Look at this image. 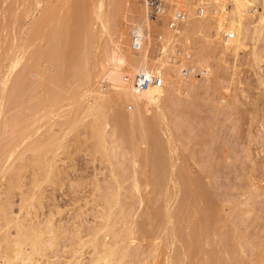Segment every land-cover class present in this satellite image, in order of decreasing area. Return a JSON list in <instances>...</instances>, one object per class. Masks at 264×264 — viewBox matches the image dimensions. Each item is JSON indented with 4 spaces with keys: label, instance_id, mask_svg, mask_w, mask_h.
Instances as JSON below:
<instances>
[{
    "label": "rangeland",
    "instance_id": "rangeland-1",
    "mask_svg": "<svg viewBox=\"0 0 264 264\" xmlns=\"http://www.w3.org/2000/svg\"><path fill=\"white\" fill-rule=\"evenodd\" d=\"M19 1L22 3L19 4L18 3ZM23 1L24 0H0V44H1L0 45V49H1L0 51L2 53V56L6 54L5 51L8 49L7 50L8 57H6V56H5L6 58L2 57L5 59L3 61L4 67H2L3 65H0V68L1 67L3 68V69L2 68L0 69L2 72V73L0 72L1 73L0 74V81L2 80L0 82V106L2 105L1 103L3 101H4L3 104L6 102V99H7V101L11 99L10 101L7 102V104H4V105H6V107L4 105H3L4 107L2 106V109L3 108L5 109V110L3 109L4 112L3 111L1 112V107H0V137H1L0 140L2 139L0 141V153L2 154L1 155V159H2L1 161H2V165H3V166H0V206H3L5 208L11 210L15 214H19L20 213L19 208H20V205L22 204L21 200L23 199L22 196L23 195L25 196L27 193L30 195L34 192L30 196H32V197L33 196L35 197V195L37 196V198L35 197L36 199H34V197H33V199L35 201L31 197V202L33 201L32 206L34 207L32 211L35 210L34 211L35 213L37 211L36 216H37V218L39 217L37 219V221H41V222L44 221L45 222L47 216L49 217L50 216L49 213H51L52 218L49 217V218H47V220L52 219L53 224L54 225L56 224L55 226L60 225L62 231L60 233L61 236L59 237V239L57 241L58 245L56 244L57 247L55 246L56 248H53L50 250H48L49 248H47L48 251H46V250L45 251L47 252L48 255L46 253H44L45 256H42V255L37 256L39 264H44L48 261H53V259H54L53 262H55L56 264L57 263L58 264H62V263L63 264H68V263L69 264H76L75 263L76 261L74 259L73 254H74L75 250H78L80 248L81 245H79V244H81V242H83V240L88 241V239L91 238L89 236V234L91 233L90 235H93L92 233H94V234L97 233L98 230H101V227H102V229L104 228L103 232L99 231L98 232L99 234H97L95 236V238L99 237L103 241H104V239H107V241L106 240L105 241L107 243L112 242V245L116 244V242L118 241L117 243H120V245L117 244V246L122 247L123 243H125V240H127L129 237V240H128L129 244L128 245H127V241H126V245H127V250H126V257L127 258L125 260L126 262L125 263L123 262L122 264H136V263L139 264L138 262H140V264H178V263L179 264H181V263L182 264H264V38H262L264 36L263 35L264 32L260 34V28L256 29V26L258 25L257 16H259L261 13H263L262 6L261 5L258 6L257 14L253 18L254 21L257 20L256 23H253L250 26L248 25L247 40H245V41L243 40L244 42H241L240 43L241 45L232 44L231 48H230L231 51L226 52L225 55L220 54V51H221L220 48H218V49H220V51L217 49L211 51L212 57H213V62H217V63L222 62L221 63L222 67H223V64L225 65L222 68V70H220L222 73L220 72V77L217 79V81L214 80L215 83L213 82V84L211 82L210 83L211 86L210 85H203L201 88L196 89L195 91L193 90L194 93L193 92L188 93V90L186 92L184 91V93L179 92L180 94L174 93V96H175V98L173 96L174 102L173 103L169 102V104L167 102V104H168L167 106H169V108L168 109L166 108V109L168 111L165 110L163 113L162 108H161L162 111L159 110L160 114L158 113L159 114L158 116L161 115L160 117H162V114H166L163 116L168 115L169 117L167 116L168 117L167 120L163 119L164 117L162 118L164 121L163 125L165 126L166 134L164 135L165 129L164 130L162 129V128H164V126H162V124H160L162 127L160 126L161 128L158 127V129L160 128V131H163V133L160 134V132L157 131V132H159L158 134L156 133L157 137L159 134L161 136L163 134L164 135V137L162 136L163 139L160 138V135H159L158 139H161L163 141L168 140L167 142H165V144H167V145H168V142L170 141V143H172L173 145L172 144L170 145V143H169L168 146L167 145H165V146H167V148L169 146H173L174 149L171 150L172 147L169 148L170 154H168L169 153L168 151H165L168 153L163 152L164 147L158 146L157 147L158 152L161 151L160 149L162 148L163 151H161V152L164 153L165 156L164 155L163 156L165 158H168L166 156L167 154L170 155V157H171V152H173V151L174 152L172 153V159L169 157V159H167V160L165 158H162L163 156L161 155L162 154L161 152H160L161 154H159V153L158 154H159V156L161 155L162 160L165 159V162L169 163V165H171V163H174V164H172L171 166H168V164L166 163L167 164V166H166V164L163 163L162 169H163L164 165H165L164 170H165V168H167L165 170V172H164V170H162L161 168L158 167V169H157L158 172L160 170H162L164 172L163 173L161 171L163 174L159 172L161 175H163L162 179L164 178V180H163V182L161 180V183L158 184V180L161 177L156 178V176L158 174L156 175V173H155L156 176H155V178H153L152 175H150L148 173V172H150L148 170H147L148 172L142 173L141 168L143 166L138 164L140 162L138 159H136V160L133 159V156H135L134 154L132 156V154L127 153V154H125V155H127L126 157H122V155H121L122 151L120 152L119 151L120 149L117 148L118 149L117 150L115 148V146L119 145L120 143L115 142V144H114L112 142L111 147H110V144H108L109 143L108 142L107 146H109L111 149L114 147L112 150L108 149L106 147V149H108L110 151H113L115 149L114 152H117V151L119 152L118 155L116 154L117 158L114 157L115 158L114 159L112 157V161L114 163L116 162L115 164L110 161L111 159H110V156H108V151L106 150L107 152L105 153L103 148L98 147L99 145L101 146V142L98 140L99 138L97 136H95L93 132H91L92 131L91 129L87 128V130H89V131H85L86 129L84 130V128H86L84 126L87 125V127L88 126L91 127V123L93 124V122L96 121V119H98L99 114H97L95 112V110L93 111V109H92L91 112H93V113L95 112L96 114L95 113L94 114L89 113V112L87 113L88 115H93L92 117L88 116V115H87L88 117H86V118L84 117L86 122L84 121V123H82V124H86V125H81V124L76 125L75 127H73V129H71L72 126H74V125H72L74 123V122H72L73 119L77 123L80 120L79 117H81L83 115V113H80L79 109H81L82 107L84 108V106L86 105L85 102L87 103V106L89 107L88 102L93 101L85 93H84V95L86 98L83 101V98L81 100H79V98H81V97H78V92L76 93L77 94L76 96H75L74 92H72V94L75 97H77V98L74 97V99H77L78 101H83L82 103L85 104V105L83 104L84 106L81 105L82 106L81 108L77 107V109H76L77 112H75V113L73 112L76 115L79 112L78 116L75 115V118H79V119H76L78 121L75 120L73 113L71 114L73 117V119H71V121H68V119L66 120L65 116H63V114L65 113V115H66V112H67L69 115V119H70L69 113H71V112H68V111L70 109H72L71 111L74 110L72 107H73V105H75V103L77 101H75V100L73 101L71 99V97H68L69 99L66 100V96H68L66 94L70 93L69 91H66L68 93L65 92V94L63 92V95H66V96L63 99L64 96L61 94L63 96V97H61L63 100L61 98H60L61 99L60 100L59 99V97H60L59 93H61L63 90L64 91L69 90V89L73 88V86L77 87V86H75L77 84V79L74 77V79H76L75 80L76 84H75V83H73L74 82L73 80H69L70 77L66 78L67 77L66 75L71 71L69 68H72V67H68L69 62H67L68 65L62 63V62L66 63V61L68 60L67 58H66L67 60L64 59L65 61L60 62L62 60L61 57H63L62 56V50H63V54H66V55H67V53H70L72 51V49L69 50V48H73V50H76L78 47L75 49L74 45L75 44L78 45L77 44L78 41L76 42V40H74V39L76 38L75 37L76 34L77 35L79 34V36H78L79 37V42H78L79 48L78 49L80 51L77 49V51H72V52H74V54L76 52L78 54H79V52L80 53H84V52L87 53V51L82 52V50H81L82 49L81 48L82 42H84L82 38H85L83 36V34H84L83 32H85V31L82 32L83 28H80V27L83 24V22L85 24V21H82V20L89 18V16L87 18H84V19L82 18V20L79 19V20H81L80 22H82V24L79 22L80 23V26H79L78 19L75 18L76 16L72 17V15H73L72 12L74 14L78 15V13L77 12L75 13V11L79 10V4L81 5V3L83 1V3L87 5V8L86 7L85 8L90 9V12L89 11L88 12L86 11V12L88 14H90V17L92 18L90 20L88 19L89 20V26L88 27H92L90 29H96V32L98 29L97 27H99L100 29H98V31H100L101 27L94 23L95 18H94V15L92 13L93 9L90 7L91 4L93 5V3H92L93 1L95 3V1H98V0H90L92 2H90L89 0H40V1L39 0H26L24 2ZM27 1H29V2H27ZM118 1H120V2L122 1V3H123V2H126L127 0H118ZM23 3H27L28 6H26L25 4L22 5ZM83 3H82V5H83ZM68 4H69V6H68ZM82 5L80 7H82ZM16 6L22 14L26 13L28 11L25 14L26 16L24 14L18 15V16H23L22 20L24 19L25 21L23 20V22H22L20 20L19 23L16 22L18 20L17 19L18 16L16 15V13L18 14V12L17 11L15 12V10L17 9ZM24 6H25V8L23 10ZM35 6H36V8H35ZM38 7L41 8V9L39 8L40 9L39 11H41L42 9L45 10V7H46V10L47 9L51 10V12L48 10L47 11L42 10L41 15L43 16V18H47V16L49 14L51 16H53L51 18L49 16V18H47V20H45V22L48 24H45L44 20L41 23H38L39 24L38 27H40L42 25V23H43V25H46V27H44V28L47 30H45V29L43 30V27H40L41 32L38 31L37 35H40V33H41V35L43 36V33H42V30H43V32H45L44 33V37H45V34L48 31L46 34L47 38L49 37L48 35L50 34V37H49L50 39H49V42L47 43L48 45H46L47 41H45V40L42 41V43L44 42L43 44L39 43L41 41L42 37L40 39H37L36 38L37 36L36 37L34 36L35 38L31 37V36L28 37V33L26 32L27 29L29 28V26L31 27V25L33 24L32 22L34 20L33 21L31 20L33 17L32 15H33L34 11H36V12H34V14L38 12ZM106 7H105V9H107V10H105V9L104 10L106 11V13H108V15H109V13L113 12V11L112 12L110 11V10H112L111 7H109V6H108V8H106ZM19 8H22L23 12ZM82 8L84 9V7H82ZM25 9L26 10L28 9V10L26 11ZM10 10H13V11H10ZM29 10L31 11L30 15H29V13H30ZM24 11H26V12H24ZM11 12L12 13L15 12V13H13V14H15L13 17L16 20L15 21L16 23L12 22V21H14V19L13 20L11 19V18H13L11 16V14H12ZM45 12H50V13L46 16L45 14H47V13H45ZM83 12L85 15H87L85 11H83ZM115 12H117V11H115ZM115 12L113 13V15L117 14V13L115 14ZM41 15L40 14L35 15L34 18L37 17L38 18L37 20L39 21L42 18V17H40ZM128 15H126V17H128ZM28 17H30V18H28ZM20 18L21 17H19V19ZM77 18H80V17H77ZM91 20H92V22H91ZM127 21H129V17H128ZM20 22H22V23H20ZM29 22L31 23V25ZM251 22H253V21L249 20L250 24H251ZM11 23H13L14 25L15 24L20 25L21 28L19 26H18V29L14 28L15 26L11 27ZM23 24H25V26ZM66 24H67V27H66ZM76 25H77V27H75ZM87 25L88 24L86 23V25H83V26L86 27ZM78 26H79V28H78ZM258 27H260V25H258ZM11 28H14V29H11ZM19 28L20 29L25 28L23 31L26 32L27 35L25 33H22L23 31H21ZM78 30H79V32H78ZM12 31L13 32L18 31L19 34H17L18 32L13 33ZM129 31H130V29L127 27L126 28V36L129 33ZM76 32H78V33H76ZM20 33H22L21 34L22 36H25V35L26 36L22 37L20 35ZM99 33H101V31ZM211 33L214 35L215 31L211 30ZM86 34H84V35H86ZM103 34L104 35L102 36V33H101L100 36L102 38H104L103 41L107 39L106 40V42H107L108 39H110V37H108L109 35H107L106 32ZM212 34H211V36H212ZM19 35L21 36V38L19 37L20 42H18L17 39H15L17 41L13 40L14 37H18ZM105 35H106V37H104ZM206 36L207 35L204 34V36L198 37L199 42H201L198 44L201 47H203L204 49H206L205 47L207 45V44H205V43H207L205 41L209 40V37L208 36L206 37ZM26 37H28V40ZM243 37H244V35H243ZM23 38H25V39H23ZM30 38H31V40H30ZM38 38H39V36H38ZM47 38H46V40H48ZM65 38H66V40H65ZM88 38L89 37H86V39H88ZM207 38H208V40H207ZM32 39L39 40L37 42L38 46H36L34 44L36 40L35 41L33 40L34 42L31 43ZM21 40L23 41V43H25V40H26V42L29 41V44L28 43H25V44L32 46L31 48H28L30 51L26 48V46H23V48H21L22 50L20 49L21 52L22 51L24 52L25 48L30 53L32 50L33 51L35 50L36 52L38 51L37 53L34 51V53H32L31 55L27 54V56H25L28 58L27 60H29V58H32V57H37V54H39V56L41 54L40 57L46 58L48 55L50 56L49 53H51L52 55H57L59 52L61 53V57H60L61 60H59V58H58L60 55L59 56L57 55L55 57H51L52 55L50 56L51 60H53V61L50 60V62H52V64L50 62L47 63L48 61L45 62L47 58L45 60L43 58H38V59L32 58V60L30 59L31 60L30 64L34 63V62H32L33 60H35L36 62H38V61L41 62L40 63L41 69L38 68L40 71L42 70L43 66H44V69H46L48 67L52 68V66H54L53 64L54 63L56 64V62L62 63V65L63 64L66 65V67L65 66H64V68L62 67L64 70H65V68L68 67L67 69L69 70V72L67 73V71L63 70L64 72H66L65 77H64V74L62 75L63 77L61 76V78L66 79L67 82H66V80H64L66 83L63 82L64 86L61 85V87L63 89L61 92L59 91V89H57L59 91L57 97L58 96L59 97H58V99L53 97V99H57L55 102L51 98V96L54 95V94L52 95L53 91L51 92V90H54L55 88L51 89L50 86H52V84H55L54 81L56 79L58 81L59 78H55V80L51 81L52 84L49 86L50 92H48L49 90L43 89L38 85L40 81H42V82L44 81L42 77L45 76V78H46L50 75V74H48V76L43 75L41 77L40 76L36 77L38 72H36L35 69H36V67L39 66V63H38V66H36V67H35V65H37V63L36 64L34 63L35 65H33V66L35 67V69L34 68L33 69L35 71H33L32 68L29 69V70H31L30 72L28 71L29 76H27L28 73L27 74L25 73V72H27V70L25 71V69L27 67L25 64H27V63L24 64L26 58H24L25 60L23 58H21V61L24 60V62L23 63L21 62V64H20V62H18L19 64L17 63V67L15 66V69L18 67L21 68V66L24 64V66H22V68L24 69V73L21 71L22 68L21 69L19 68L20 70L18 69L17 71H15V69H13L14 64H16L17 61H20V60H18L19 59L18 56L20 55V53L18 52V49L21 46L20 44H22ZM85 41L87 42V40H85ZM14 42H15V44H14ZM16 42H17V44H16ZM86 42H84V43H86ZM89 42L90 41H88V43ZM106 42H104V43L102 42L103 46H102V48H99L100 53H102L101 49L107 50L106 47L103 48L104 46H106V44H105ZM7 44L9 46H6ZM3 45H5L6 47ZM34 45H35V47H34ZM40 45L41 46L46 45V46L41 47ZM11 46L12 47L16 46V47L11 48ZM47 46H48V48H47ZM58 46H62V47L60 48ZM84 46H86V44ZM84 46H83V48H84ZM88 47H89V44L85 48H88ZM41 48L44 50L43 52H42ZM57 48H60V50L62 48H64V49L67 48L69 52L64 51V49L59 51V49L57 50ZM85 48H84V50H85ZM26 49H25V51H26ZM47 49L51 50V52ZM207 49L211 50L210 48H207ZM45 50H47V52L49 51L48 54H47V52H45ZM56 50L59 52H57ZM105 50L103 52H105ZM28 51H26V52H28ZM16 54H17L18 59H17V61H14L16 58ZM42 54H45L46 56L42 55ZM74 54L71 55L72 59L74 58V56H73ZM258 54H261L260 56L263 55L262 56L263 57L262 62L258 61V59H257ZM23 55L21 57H23ZM32 55H34V56H32ZM216 55H218V57ZM13 56L15 58H13V60H12L13 62H12L10 59H12ZM81 56H82V58H81L82 60L80 59ZM219 56L222 58H220ZM64 57H65V55H64ZM83 57H86V59L84 58L85 61L83 60ZM2 58L0 55V59H2ZM52 58H54L55 60H57V59L58 60L55 61ZM76 58L78 60L80 59L79 65H77V66H79V73L81 75L82 71L80 72V69L82 68L81 66H83L82 61H84V64H85V62L88 59V53L87 54L84 53L83 55L80 54L79 58L75 56V61L77 60ZM216 58H218V60ZM7 59H9L11 62H9V60H7ZM40 59L43 61H41ZM72 59L70 60V58H69V61H72ZM75 61L71 62L72 63L71 66H74L73 67L74 70L72 68L73 71H71V72L75 73L74 71H76L77 73L75 75H78V69L75 68V65L78 62L75 65H73L74 64L73 62H75ZM0 62H2V61L0 60ZM26 62H28V61H26ZM59 63L55 65V67H57L58 69L53 67L55 70H51L49 68L50 71L52 72L51 73L52 76L57 77L58 72H59L58 71L59 66H60ZM9 64H11V65L13 64V67ZM48 64L49 65L51 64L52 66L51 65L49 66ZM18 65H21V66H18ZM27 65H29V64H27ZM31 65H30V67H32ZM9 67L10 68L12 67V68L10 69ZM30 67H28V68H30ZM8 68L10 70H8ZM38 69H37V71H38ZM49 69H47L46 71H49ZM61 69H60V74L58 77H60V75H61ZM7 70L8 71L12 70V71H14L15 74L8 72ZM56 70L58 72H56ZM5 71H7L8 74L10 73L13 77L15 75L16 78L14 77L13 80L16 79V83L18 85L20 83L19 79L22 80V78H23L22 76H24V74H26L25 76L27 78L30 77L29 80L32 82H34L35 79H37L38 77H40L42 79L38 78L39 82H36V84H35V82L32 83L29 80L27 81V78L26 79L23 78V80L21 81L23 84L24 83H25V85L27 84L26 85L27 87H28V83H30L31 87H32V84H35L34 85L35 88L37 85L38 88H36V89L33 86L34 90H36V91H34V93H33V90H32V92H31V90H29L31 87H28L27 88L28 91H27L26 88L24 89V88L20 87L21 84L19 86L16 84L17 85L16 88L17 87H19V88H17V90H15L13 88L15 86L12 85L13 83H8L11 81V78H7L8 80H10L8 82H7V79L5 78L6 82H3L4 81L3 75H5V77L8 75L7 73H5ZM19 71H21L20 72L21 74L19 73ZM42 72H43V70H42ZM42 72H40L39 74H41ZM30 73H32V75L33 74L34 75L32 76ZM35 73H37V74H35ZM55 73H56V75H55ZM203 73H205V72H203ZM17 74L19 75V79H18ZM45 74H47V72ZM11 75H8L7 77H10ZM71 75H72V73H71ZM1 76L3 77V79L1 78ZM52 78L53 77H51V79ZM33 79H34V81H33ZM51 79L49 78L47 81L49 82V80H51ZM63 79H62V81H63ZM68 80H69V82H68ZM62 81H60V79H59V82L61 84H62ZM70 81H73L72 82L73 84H71ZM48 82H46L47 88H48ZM59 82H56V83H59ZM218 82H219V84H218ZM2 83H4L3 87L4 86L6 87V85L8 84L7 90L4 89L3 87H1ZM5 83H7V84H5ZM67 83L72 85V87L67 86ZM49 84H50V82H49ZM55 86H52V87H55ZM58 86L60 87V84H57L56 88H58ZM103 86H104V82H100L99 83V89H100V87H103ZM208 86H210V87H208ZM39 87L41 89H43L42 90L43 93L41 90H40V92H38L40 89ZM64 87H65V89H64ZM68 87H70V88L68 89ZM78 87H79V84H78ZM81 88L83 89V87H81ZM81 88L80 89L75 88L76 90H72V91L76 92L78 90L79 95H81L84 92L83 91L84 89L80 92ZM12 89L16 93H14V91ZM2 90H3V92L4 91L6 92L5 95L7 93L9 95H11V91H12V93H13L12 95H14V96L11 95L10 99L8 98L9 96L3 97L4 93H2ZM45 90H46V92L50 93L51 95H49V96H47L48 94L45 95V93H46V92H44ZM58 91L54 90L55 95H56V92H58ZM241 93H243V94H241ZM32 95H33V97H32ZM42 95H43V97L45 96L44 97L45 99H46V97H48V98L50 97L51 99L50 98L46 99L47 100L46 101L43 98V100H41ZM16 96H18V97L16 98ZM81 96H83V94ZM38 97H41V98H39V102L41 100V103H42V101H44L47 104L48 107H46L45 104H43L44 107H46V110L44 109L43 105L40 106L41 103L37 102L38 99H36V98H38ZM2 98H5V100H3ZM86 99H87V101H86ZM50 100H52V101H50ZM68 100L71 102V104ZM48 101H49V103H48ZM57 101H59L58 104L53 105V109H52V107L49 104H51V102H53V104H55ZM12 102L16 105H13ZM36 102L39 103L38 105L40 107L36 106L37 105ZM61 102H63V103L61 104ZM73 102H75V103H73ZM22 104H24V105H22ZM77 104H80V103L77 102ZM92 104H93V102H92ZM20 105L23 107H21ZM34 105L36 107H38L39 112H40L39 108H41V107H42L41 108L42 110L44 109L43 111L47 112L46 113L47 115L44 114L45 119H43V116L41 118V115H43V111H41L42 114H40L41 112L40 113L38 112L39 115H36L37 109H35V112L33 111L34 115H32L33 113L31 112L32 110H30V108L32 109V106H33V108H36V107H34ZM90 105H91V102H90ZM119 105H121V104L118 103V105L116 106L115 112L112 111L111 119L113 117L112 116L113 113L116 114V112L118 111L117 108H119ZM19 106L21 108H23L22 111H20V112H24V110L27 109L32 113V114L29 113L32 116L27 115L23 118H19L16 121V125L14 126L15 128L11 127V129H9L10 128L9 127L7 129L6 127H8V126L6 123L10 122L9 124H11V121L15 117L18 116V115L16 116L18 111L16 112L15 108L18 109ZM49 106L51 108H49ZM58 107L59 108L61 107L62 109L60 108L61 109L60 110ZM121 107L123 108V110H126V112H127L126 115H131L134 110H135V112H134L135 114L138 113L136 107H134V109L132 108L133 105H127V106L121 105L120 108ZM47 108H48V110H47ZM74 108H75V106H74ZM83 108H82L81 112L83 110L85 111V109H83ZM120 108H119V111H120ZM48 111L50 113L52 112L53 114L48 113ZM141 111H142L143 115L145 113L144 117H147L148 119H150V117H152V118L156 117L155 119L158 118L157 116L154 115L155 111H150V112H147V111L145 112L143 110H141ZM106 112H107V110H106ZM173 112H174V114H173ZM55 113H56L57 117L55 116ZM118 114H120V113H117V115ZM181 114H182V116H181ZM35 115H36V117H34ZM94 115H96V116H94ZM62 116L64 117V119L66 121H68V123L72 122L71 128H70L71 130L68 128L67 132H63L64 130L65 131L67 130L66 128L63 129V131H62L64 133L63 136L61 135L62 134L61 129H60L61 127H57L60 125L59 122L63 121ZM118 116H117V118H118ZM153 116H155V117H153ZM39 117H40V119H39ZM60 117L62 119H61V121H58V120H60ZM114 117H116V115H114ZM114 117H113V119H114ZM4 118L6 121L4 120ZM66 118H68V117H66ZM36 119H39V121ZM162 119L160 118L159 121H162ZM35 120H36V122H35ZM153 120H150V121L153 122ZM47 121H48V123H47ZM53 121L54 122L56 121L54 126L52 125ZM57 121H58V123H57ZM66 121H65V123L63 122L64 126L62 125V123H61V126L65 127L68 124V123L66 124ZM91 121H93V122H91ZM155 121H156V125L159 126L157 123L158 119L154 120V122ZM34 122H35V124H34ZM43 122H45V123H43ZM81 122H83V121L81 120ZM42 123H43V125L41 126V128H43V129H41L42 134L39 132L41 134V135H39L38 132L35 131V129L37 128V130L39 131V129H40L39 126ZM76 123H74V124H76ZM181 123L183 125H181ZM18 124L19 125L21 124V126H18ZM44 124H46L45 127H44ZM24 125H26V126H24ZM32 125H33V127H32ZM178 125L181 126V129L183 126H185V127H183V129L181 130V129H179L180 126H178ZM69 126H70V124L68 125V127ZM16 127H18V128H16ZM176 127L178 128L179 131L177 130ZM78 128H80V129H78ZM108 129H110V128H107V131H108ZM8 130H10V131L13 130V131L8 133ZM33 131H34V133H32ZM43 131H44V133H43ZM48 131L51 133V135H50L51 138L54 137V139H55L56 136H54V135L58 136V138H57L58 141L52 140L53 138L51 139V141H56V143L59 141H63L62 146H64L65 148L62 147L61 144L58 143V145H60L59 149L62 148L60 150V152H59V150H57L56 147L58 145L55 144V142L54 143L52 142L53 143L52 144L51 141L50 142L48 141L50 137L49 138L47 137L48 142L43 141V138L45 137V135L47 134ZM70 131H71V133H70ZM81 131H82V133H81ZM5 132H6V134L8 133V135H6ZM35 132L37 135H39L38 137L40 139L37 138V141H36V139H34L35 138L34 137L33 138L34 140H32L31 142L29 141V143H27L30 145H27V144L24 145L26 143V142L24 143V140L26 141L27 138L33 137L31 135H28V134H35ZM88 132L90 135L88 134ZM1 133H2V135H1ZM59 136H61L60 138L63 137L62 138L63 140L59 139ZM24 137L25 138L27 137V138L24 139ZM95 137H97V138H95ZM22 138H23V141H19V142H21V143L23 142L22 144L24 145L25 148H23V147L21 148V145L17 141L16 142L18 144L15 142V140H18V139L22 140ZM47 138L45 137V139H47ZM41 139H42V141H38ZM28 140H30V139H27V142H28ZM109 140L110 139H108V141ZM35 141H36V143H34ZM95 141H96V144L98 142L100 144L95 145L94 144ZM163 141L161 143L164 144ZM40 142L41 143L44 142V144H43L44 147H42V148L40 147L43 150H41V151H40V149H39V151L37 150L38 152H40V154H42L45 151L49 153V151L52 150V149H50L51 148L50 146H53L54 144L55 145L53 147L56 148L55 151L57 150V152L52 150V152L53 151L55 152L54 155L52 152L49 153V154L52 153L51 154L52 156L50 155V158L56 155V158H57V159H55L56 162L53 163L54 162L53 161L52 164H54V165L56 164L54 167L55 170L53 169V173L57 177L52 174L48 179H45L44 181H43V179L45 176H43V174L45 175V173L40 174V171L43 172L45 168L42 166L44 168V169H42V167L38 164L40 162H37L34 160H36V159L40 160L41 159V163H42V161H44L46 159L42 160L43 159L42 157L44 155L41 156L40 154H39L40 158H36L35 156L38 155L37 151L36 150L33 151L35 153V155H33V152L30 151V150L35 148L34 145H37V143L39 144V146L40 145L42 146V144H40ZM45 142H47L48 144L46 143L47 144L46 145ZM8 143H9V145H8ZM31 143H33L34 145L33 144L31 145ZM49 143H51L52 145ZM112 144H113V146H112ZM159 144H160V142H159ZM15 145L17 147H15ZM18 145H20V147H18ZM48 145H49L50 150H47ZM160 145H162V144H160ZM1 146H3V147H1ZM26 146H28V147L30 146L29 148H27L28 150L26 149ZM32 146H33V148H31ZM45 146L47 149H45ZM95 146H97V147H95ZM159 147H161V148L159 149ZM36 148L38 149L39 147H36ZM95 148L96 149L99 148V149L95 150ZM99 150L101 153L99 152ZM9 151H11L13 154L12 153L10 154ZM110 151H109V154L111 153ZM3 152H4V154H3ZM20 153H22L21 156H20ZM122 154H124V153L122 152ZM10 155H12L11 156L12 159L10 158ZM39 155L37 157H39ZM46 155H47V153H46ZM110 155H112V154H110ZM113 156H114V154H113ZM32 157H35L36 159H32ZM104 157H106V158H104ZM17 158H18V160H17ZM20 159H21V161L22 160L23 161L21 162ZM132 160H134V162ZM158 160H159V164L161 167L160 162H164V161H160L161 159H159V158H158ZM7 161H10V162H7ZM47 161H45V162H47ZM36 164H38L40 167H38ZM157 164H158V162H157ZM8 165L9 166L12 165V166H11V168L9 167L8 169H6ZM139 165L141 166V168L138 167ZM113 167L116 169L117 172L115 170H113L114 169ZM39 168H41L42 170H39ZM170 168H171V170H170ZM56 170L58 171V173H56L57 172ZM14 172L16 174L19 172L17 175L14 174V176H17L18 178L17 177L15 178L12 175ZM143 172H144V170H143ZM155 172H157V171H155ZM114 173H117V175L119 173L120 177H116V175ZM11 175L15 178L14 181L10 179V178L13 179V177H10ZM121 176H122V178H121ZM36 177L38 178V183L35 181ZM37 178H36V180H37ZM39 178H40V181L42 178L40 185H39V183H40ZM137 178H139L138 182L140 183V185L138 184V186H140V187H138V189H139L138 191H136L137 189L134 186L135 184H137V182L135 181ZM117 179H118V182H115V181H117ZM155 179H158L157 183H155L156 182ZM32 180H34L36 182V185L38 184L41 188L40 187L36 188V186L34 185L35 183H33ZM120 181H121V183H120ZM110 182L111 183H114V182L117 183L116 185L119 188L118 192H120L118 194H120L119 196L123 200L120 202L121 204L114 206L112 209L109 208L108 210H110V213L113 212L115 214V212L117 213V211L118 212L121 210L127 211V209H128L127 216L132 217V218L126 217L127 219H125L124 221L118 220L119 221V223L117 222L118 225H116V227H113V229L116 228V231H118V229H120L119 231H122V232L120 233L119 237L113 239V241H112V238L115 237V236H113V235H115V233H113V231L115 229L114 230L111 229L113 231L110 234V233H107L109 231L108 228H105L106 225L108 223H110V221L113 220V219L112 220L109 219L111 216L110 213L107 212V213H109L107 216H104V217L102 216L104 219H106V221L103 218H101V215L105 214V210H104L105 209L104 208L105 202L103 201V196L104 197H105V195L108 196L112 191V190L109 191V189H111L110 185H112ZM32 183H33V185H32ZM132 183H135V184H132ZM155 184L156 185L158 184V186H156ZM161 184H162V188L159 186ZM108 186H109V189L107 190ZM18 187H20V188H18ZM133 188H134V190H133ZM158 188H161V189H158ZM130 191H131V193H130ZM134 191L139 192V193H135ZM157 191H158V193H157ZM166 191H168L169 193L172 194L170 196V194L168 193L169 194L168 196H170V197H168V199L173 198L172 201H170V199H169V201H167V197L163 198V196L166 195ZM29 195H28V197H29ZM139 195H141V196H139ZM174 195L176 196V198ZM205 196H207L206 199H205ZM108 197H110V195ZM138 197H139V199H138ZM166 201L169 202L168 207H166V205H167ZM40 203H41V205H40ZM125 204H126V206H125ZM122 206H124V209ZM211 206L214 209L211 208ZM125 207H126V209H125ZM166 208H167V210H166ZM130 209H131L132 213L130 212ZM209 210H213L214 212L212 211L213 212L212 213ZM34 212H32V213H34ZM210 212H211V214H210ZM113 213H112V216L115 217L116 214L113 215ZM0 215H2L1 210H0ZM142 215L143 216L145 215V218L141 217ZM211 215H214V216H211ZM210 216H211V218H210ZM25 217H24V219H25ZM157 217H159V220L162 221L159 223L160 224L162 223L163 226H162V224L160 226H158L159 220H157L158 219ZM160 217H162V220ZM173 217H175V218H173ZM28 219L27 220L29 222L31 219L34 220V215H31V217H28ZM43 219H45V220H43ZM128 219H129V222H127ZM130 219H131V222H130ZM144 219H146V220L143 221ZM209 219H212V222ZM107 221H108V223H107ZM137 221L139 223H137ZM141 223L143 224V227H142V225L136 226V224L139 225ZM209 223H211V224H209ZM99 226H101V227H99ZM124 227H126V228L124 229ZM134 227H138L139 230L136 231L138 228H134ZM164 227H166V228H164ZM78 229L80 232L77 231ZM89 229H91V230L89 231ZM126 229H127V231H129V234H127L128 232L126 231ZM162 229H164V231H162ZM123 230H125L124 235L126 236V239L123 238L124 235L122 236V234L124 233ZM132 231L134 232V235L132 234ZM161 231L165 232V234L162 233ZM191 231H193V233ZM194 232H195V234H194ZM12 233H14V230H12ZM78 233H79V235H78ZM81 233H82V235H81ZM175 233L177 236H175ZM109 234L111 235L112 238L110 237ZM186 234H188L189 236ZM74 236H76V237H74ZM78 236H79V238H77ZM121 237L123 238V240L120 239ZM159 237H161V238H159ZM130 238H132V239L130 240ZM194 238H195V240H193ZM79 239H81V240H79ZM188 239L190 241V245H188L189 244ZM120 240H122L124 242H120ZM108 244H110V243H108ZM160 244L163 246L161 247ZM126 245L124 244L123 247H125ZM180 245H181V247H180ZM189 246L192 248H190ZM88 248H90V249H88ZM100 248L101 247H99V249H98L99 251L101 250ZM54 249H56L57 251H55ZM58 249H59V251H58ZM189 249H190V251H189ZM187 250H188V253H187ZM81 251H83V252L87 251L84 254V256L81 257V259L84 258L82 261V264L90 263L91 259L94 256V255L91 256L94 253L93 248L89 247V246H85L84 248H82ZM52 252H53V254H52ZM54 252H56V253L54 254ZM218 252H220V253H218ZM49 253H50V256H49ZM134 255H136V257ZM46 256H47V258H46ZM175 257H176V259H175ZM51 258H53V259H51ZM89 258H90V261L88 260ZM168 258H170V259L168 260ZM171 260H173V261L171 262ZM206 260H207V262H206ZM216 261H218V262H216Z\"/></svg>",
    "mask_w": 264,
    "mask_h": 264
},
{
    "label": "bare ground",
    "instance_id": "bare-ground-1",
    "mask_svg": "<svg viewBox=\"0 0 264 264\" xmlns=\"http://www.w3.org/2000/svg\"><path fill=\"white\" fill-rule=\"evenodd\" d=\"M24 1H26V0H24ZM23 1V2H24ZM40 1V0H39ZM90 1V0H89ZM88 1V2H89ZM27 2H29V1H27ZM90 2H92V1H90ZM19 4L20 3H22V2H18ZM82 3H83V1H82ZM82 3H81V5H82ZM93 3V5L91 4H89L90 5V7L93 9V15H94V23L95 24H97V25H99L100 27H101V33H102V36L104 35L103 33H107V35H109L108 37H110V39H108V41L106 42V40H104L103 41V39L104 38H102L100 35H101V33H99L100 31H98V29H100L99 27H97L98 29H97V32H96V29H90V28H92V27H88L89 26V20L90 19H92L91 17H90V14H88L87 12L89 11L90 12V9L88 10V9H86L87 8V5L86 4H84L83 3V5H82V7H84V9L82 8V7H80L81 5L79 4V12L78 11H75V13L77 12L78 13V15L77 14H74L73 12H72V17L73 16H76L75 18L76 19H78V24H79V26H80V23L82 24V22H80L81 20H82V18L84 19V18H87L88 16H89V18H87V19H85V20H82V21H85V24H84V22H83V24L81 25V27L80 28H83V30H82V32L83 31H85V32H83L84 34H86V35H84L83 34V36L85 37V38H82L83 39V41L84 42H86L85 40H87V42L86 43H84V42H82V52H84V51H87V53H88V59H87V61L85 62V64H84V61H85V59H86V57H83V60L84 61H82L83 62V66H81L82 68V70L80 69V72L82 71V73H81V75H80V73H79V66H77V65H79V60L82 58V56L80 57V59L78 60L77 58V60L75 61V56L76 57H78L79 58V55L81 54V55H83L84 53L85 54H87L86 52H84V53H80L79 51V34L77 35L76 34V38L74 39V40H76V42H77V44L78 45H74V47H75V49L77 48L79 51V54L77 55L76 53V55L74 54V52H72V51H77V49L76 50H73V48H69V50H71L72 49V51L70 52V53H67V52H69L68 51V49L67 48H62V49H64V51H67L66 53H67V55L66 54H63V50H62V56L64 57V55H65V57L63 58V57H61V53L59 52V51H61L60 50V48L62 47V46H58V47H60V48H57V50L59 49V51H57V52H59L57 55L59 56L58 58H59V60H61V58H62V60L60 61V62H62V61H65V60H67L66 61V63L65 62H62V63H64V64H66V65H68L69 64V66L68 67H74V66H71L72 65V61H75V62H73L74 64L73 65H75L77 62V64L75 65V68H77L78 69V75H75L77 72L76 71H74L75 73H73V72H71V71H73L74 70V68H73V70H72V68H69L71 71V73H72V75H71V73L69 72V70L67 69V68H65V70L63 69L64 68V66L66 67V65H62V63H59V62H56V64H58L59 63V72L56 70V72H58V75H57V77L56 76H52L51 75V71H50V69L51 70H55L54 68H56V69H58L57 67H55V63L53 64L54 66H52L51 64H52V62H50V60H51V57H55V56H57V55H52L51 53H49L50 54V56L48 55L46 58H43V57H40L41 56V54H40V56H39V54H37V57H32L33 59H35V58H43L44 60L46 59V61L45 62H47V63H51L50 65L52 66V68H50V67H48V68H46V69H44V66H43V68H42V70H43V72H42V70L40 71L39 69H41V65H40V63L41 62H39L37 59V61L38 62H36L35 60H33L32 62H34L35 64L37 63V65H35L34 63L31 65L30 64V62H31V60H32V58H29V60H27L28 58L27 57H25V56H27V54H32V53H34V51L32 50L31 51V53L29 52L30 50L28 49V48H31L32 46L31 45H28L29 44V41L28 42H26V40H25V43H28L27 45L25 44V43H23V41L21 40V43L23 44H20L21 46L19 47V49H18V52L20 53V55L18 56L19 57V59L17 58V54H16V58L13 56L12 57V59H10L11 61L13 60V58H15V60L14 61H17V59L18 60H20V61H17L16 62V64H14V68L13 69H15V66L17 67V63L18 62H20V64H21V62L23 63L24 62V58H26V60H25V62H24V64L25 63H27V64H29V65H27V64H25L27 67H26V69H25V71L27 70V72H25L26 74L28 73V75L27 76H29V72L31 71V70H29V69H35V67L36 66H38V63H39V66L38 67H36V72H38V74L37 73H35V74H37L36 75V77L37 76H43V75H47L48 76V74H50L48 77H46L45 78V76L44 77H42L43 78V82L42 81H38V78L39 79H42V78H40V77H38L37 79H35V81H34V79H33V81L35 82V84H36V82H39V86L41 87V88H43V89H47V90H49L48 92H50V88L51 89H54V90H56V91H58L57 89H59V91L61 92L63 89H62V87H61V85L62 86H64V84H63V82L64 83H66L67 82V80L66 79H63V78H61V76L64 74V77H65V73L66 72H64V71H67V73L69 74H67L66 76V78H68V77H70L69 78V80H73V81H70V83L71 84H73V83H75V80L77 79V84L75 85V86H77V87H74L73 86V88H71V89H69L70 87H68V89L69 90H63L61 93H59V91L58 92H56V95H55V92H54V90H51V92L53 91V93H52V95L53 96H51V98L53 99V97L54 98H57L58 99V97H59V99L61 98V97H63V99L65 98V96L66 95H68V96H66V100L67 99H69L68 97H71V99L74 101H77L78 103H80V104H77V102L75 103V102H73V103H75V105H73V109L75 110H73V111H71L72 109H70L68 112H71V113H69L70 114V119H69V115H68V113L66 112V115H65V113L63 114V116H65V119L67 120L68 119V121H71V119H73V117H72V113L74 112H77V107L78 108H81L82 106H84L85 104V106H84V108L83 109H85V111L83 110L82 112H81V110H82V108L81 109H79V111H80V113H83V115L81 116V117H79L80 118V122L78 121V120H76V119H79V118H75V115L76 114H74L73 113V116H74V118H75V120L76 121H78L77 123L74 121V119H73V121L72 122H74V123H76V124H72V122L71 123H68V121H66L65 119H64V117L62 116V118L60 117V120H58V121H61V119L63 120L62 122H59L60 123V125L59 126H57V127H61L60 129H61V132L63 131V129H67L66 131L64 130L63 132H67L68 131V128L70 129L71 128V124L72 125H74V126H72V128L71 129H73V127H75L76 125H86V124H82V123H84V121L86 122V120H85V118L86 117H88V116H93V115H88L87 113L89 112V113H93V112H91V110L93 109V111L95 110V112L97 113V114H99L98 115V119H96V121H91V122H93V124L91 123V127H87V125L86 126H84V127H86V128H84V130L85 131H89V130H87V128L88 129H91L92 131L91 132H93L94 133V135L95 136H97L99 139V141L101 142V146L99 145L98 147H101V148H103V150L105 151V153L108 151V156H110V161L111 162H113L112 161V157L114 158H117V156H116V154L118 155V149H120L119 151L121 152H123L124 154H122V152H121V155H122V157H126L127 155H125V154H127V153H129V154H132V156H133V154L135 155V156H133V159H138L140 162L138 163V164H140L141 166H143L142 168H141V166L139 165L138 167L139 168H141L142 169V173H146V172H148V171H150V172H148L150 175H152V177L153 178H155V176L158 174H160V173H162L163 171L162 170H164V166H163V169H162V164L164 163V164H166L167 162H165V159L167 160V159H169V157H170V155H168V154H170V150H169V148H171L172 147V149L171 150H173L174 148H173V146H169L168 148H167V146L169 145V143H170V141L168 142V145L167 144H165V142H167L168 140H165V141H163V140H161V139H163V137H164V135L166 134V129H165V126L163 125V119H166L167 120V118L169 117L168 115V117L167 116H163V115H166V114H162V117H160V116H158L160 113H159V110H161V108H162V110H163V113H164V111L165 110H167L168 108H169V106H167L168 104H169V102L170 103H173L174 102V98H175V96H174V93H177V94H180V93H184V91L186 92L187 90H188V93L189 92H193V90L195 91L196 89H199V88H201L203 85H210L211 86V82H212V84H213V82L215 83V81L214 80H216L217 81V79L220 77V70H222V68L225 66L224 64H223V67L221 66V63H217V62H213V57H212V53H211V51H213V50H219L220 51V49H221V51H220V54H222V55H225L226 54V52H228V51H231L230 50V48H231V45L232 44H235V45H241L240 43L241 42H244L245 40H247V34H248V25L250 26V25H252L253 23H256V21L258 20V25H260V27H258V25L256 26V29H258V28H260V34L261 33H263L264 32V0H166V9H165V13L160 17V19L158 20H154V19H151L149 16H147L148 15V5L146 4V2H145V0H127L126 2H123L122 3V1L120 2V1H118V0H98V1H95V3H94V1L92 2ZM17 4V3H16ZM15 4V5H16ZM26 5V6H28L27 5V3H23L22 5ZM95 4V5H94ZM86 5V6H85ZM109 6V7H111L112 8V10H110L112 13H109V15H108V13H106V11L105 10H107V9H105V7L106 6ZM259 5H261L262 6V8H263V13H261L259 16H257V20L256 21H254V17H255V15L257 14V9H258V6ZM19 6V5H18ZM68 6H69V4H68ZM108 6L106 7V8H108ZM44 7V6H43ZM65 7V6H64ZM71 7V6H70ZM86 7V8H85ZM16 8H17V6H16ZM24 8H25V6L23 7V10H24ZM28 8V7H27ZM35 8H36V6H35ZM40 7H38V12L37 13H35L34 14V12H36V11H34L33 12V17H32V25H31V23H30V25H31V27L29 26V28L27 29V33H28V37L29 36H31V37H36L37 39H40L41 37V41L39 42V43H42V41L43 40H45V41H47L46 42V45H48L47 43L49 42V37H50V34L48 35L49 37L47 38L46 37V34H47V32H46V34H45V37L48 39V40H46V38L44 37V33L45 32H43V30L45 29L44 27H46V25H43V23H42V25L40 26V27H43V30H42V33H43V36L41 35V31H40V27H38V23H41L43 20H44V22H45V20H47V18H49V16H50V18L51 17H53V16H51L49 13L51 12V10H49V9H47L48 11H50V12H45V13H47V14H45L46 16H47V18H43V16L41 15L42 14V10H44V9H42L41 11H39L40 9H39ZM82 10H81V9ZM19 9H21L22 10V8H19ZM71 9V8H70ZM91 9V10H92ZM105 9V10H104ZM110 9V8H109ZM114 9V10H113ZM23 10H22V12H23ZM26 10V9H25ZM28 10V9H27ZM26 10V11H27ZM45 10H46V7H45ZM44 10V11H45ZM46 10V11H47ZM69 10V9H68ZM81 10V11H80ZM10 11H13V10H10ZM18 12V14L16 13V15L18 16L19 14H21V15H25L27 12L26 11H24V12H26V13H21L20 12V10H18V8L15 10V12ZM30 11V10H29ZM43 11V12H44ZM83 11H87L86 12V14L87 15H85L84 14V12ZM109 11V10H108ZM107 11V12H108ZM115 11H117V12H115ZM176 11H182L183 13H185V16H186V18L184 19V21H182L180 24H178V26L175 28V29H170V28H168V26L166 25V19L167 18H169V17H171V15L172 14H174ZM15 12H13V13H15ZM115 12V14L116 15H113V13ZM12 13V12H11ZM12 13V14H13ZM83 13V14H82ZM11 14V16L13 17L15 14H13L12 15ZM31 14V11H30V13H29V15ZM38 14H40L41 16L40 17H42L39 21L37 20L38 18L37 17H35L34 18V16L35 15H38ZM129 14V15H128ZM6 15V14H5ZM28 15V14H27ZM44 15V16H45ZM71 15V14H70ZM113 15V16H112ZM126 15H128V17H129V21H127L128 20V17H126ZM26 16V15H25ZM92 16V15H91ZM16 17V16H15ZM19 17H21L20 19H19ZM39 17V18H40ZM70 17V16H69ZM77 17H80V18H77ZM93 17V16H92ZM5 18V17H4ZM22 18H23V16H18L17 17V21L14 19V17L13 18H11L12 20L14 19V21H12L13 23H16V22H18L19 23V21L21 20L22 22H23V20H22ZM27 18V17H26ZM25 18V19H26ZM28 18H30V17H28ZM79 19H81V20H79ZM89 19V20H88ZM88 22H87V21ZM249 20H252L253 22H251V24L249 23ZM16 21V22H15ZM25 21V20H24ZM22 22H20V23H22ZM80 22V23H79ZM91 22H92V20H91ZM13 23H11V27L12 26H15L14 28H17L18 29V26L21 28V26L20 25H17V24H13ZM28 23V24H29ZM57 23V22H56ZM69 23V22H68ZM86 23L88 24L86 27L85 26H83V25H86ZM13 24V25H12ZM45 24H48V23H46L45 22ZM92 24V23H91ZM24 26H25V24H23ZM135 25H137V26H140L142 29H144L145 30V43H144V46L142 47L143 49L142 50H140L139 52H133V51H131L130 50V48H128V46H129V37H128V34H127V36H126V28L128 27L129 29H131V27L132 26H135ZM17 26V27H16ZM79 26H78V28H79ZM66 27H67V24H66ZM75 27H77V25L75 26ZM4 28V27H3ZM14 28H11V29H14ZM19 28V29H20ZM25 29V28H24ZM23 28L22 29H20L21 31H23L24 30ZM5 30V29H4ZM16 30V29H15ZM14 30V31H15ZM45 30H47V29H45ZM66 30V29H65ZM95 30V31H94ZM211 30H214L215 31V33H214V35L211 33ZM252 30V29H251ZM20 31V32H21ZM38 31H40L39 33H40V35H37L38 34ZM8 32V31H7ZM13 32V31H12ZM18 31H16V32H13V33H17ZM26 32H22V33H25L26 34ZM78 32H79V30H78ZM78 32H76V33H78ZM22 33H20V35L22 34ZM210 33V34H209ZM251 33V32H250ZM8 34V33H7ZM17 34H19V32L17 33ZM16 34V35H17ZM204 34L205 35H207L208 37H209V40H208V38H207V40L208 41H205V42H207V43H205V44H207L206 45V49H204L203 47H201L198 43H201V42H199V40H198V37L199 36H204ZM211 34H212V36H211ZM229 34H232V37H228V35ZM13 35V34H12ZM18 36V37H14V39L13 40H15V39H17L18 40V42H20V38H21V36ZM24 35V34H23ZM27 35V34H26ZM25 35V36H26ZM243 35H244V37H243ZM251 35V34H250ZM264 35V34H263ZM262 35V36H263ZM25 36H22V37H25ZM38 36H39V38H38ZM206 36V37H207ZM243 38H242V37ZM20 37V38H19ZM28 37H26L27 38V40H28ZM34 37V38H35ZM53 37V36H52ZM86 37H89L88 39H86ZM104 37H106V35L104 36ZM45 38V39H44ZM78 38V39H77ZM262 38H264V36L262 37ZM23 39H25V38H23ZM37 39H32V41H31V43H33L34 41H35V45L36 46H38V41L39 40H37ZM249 39V38H248ZM3 40V39H2ZM17 40H15V41H17ZM30 40H31V38H30ZM34 40V41H33ZM52 40V39H51ZM65 40H66V38H65ZM64 40V41H65ZM244 40V41H243ZM88 41H90L89 43H88ZM110 41V42H109ZM127 41V42H126ZM201 41V40H200ZM13 42V41H12ZM63 42V41H62ZM75 42V43H76ZM104 42H106L105 44H106V46H104L103 48H105L106 47V49L107 50H105V49H101L102 50V53H100V50H99V48H102V44ZM258 42V41H257ZM5 43V42H4ZM44 43V42H43ZM42 43V44H43ZM89 44V47L88 48H85V47H87L88 46V44ZM3 44V43H2ZM14 44H15V42H14ZM16 44H17V42H16ZM19 44V43H18ZM25 44V45H24ZM50 44V43H49ZM86 44V46H84V45ZM1 45V44H0ZM13 45V44H12ZM35 45H34V47H35ZM46 45H40L41 47H43V46H46ZM63 45V44H62ZM3 46H5V45H3ZM6 46H9L8 44L6 45ZM5 46V47H6ZM23 46H26V48L29 50H27L26 48V51H28V52H26L25 51V49H24V52L22 51H20V49L21 48H23ZM30 46V47H29ZM83 46H84V48H85V50H84V48H83ZM14 47H16V46H14ZM14 47H12L11 46V48H14ZM17 47V48H18ZM2 48V47H1ZM9 48V47H8ZM16 48V49H17ZM47 48H48V46H47ZM109 48V49H108ZM203 48V49H202ZM207 48H210L211 50H209V49H207ZM218 48H220V49H218ZM34 49V48H33ZM36 49V48H35ZM39 49V48H38ZM42 49V48H41ZM40 49V50H41ZM50 49V48H49ZM49 49H47V50H49ZM1 50V49H0ZM8 50V49H7ZM7 50L5 51L6 52V54L5 55H3L2 56V53H1V51H0V55H1V58L2 57H4V58H6V57H8V53H7ZM11 50V49H10ZM13 50V49H12ZM22 50V49H21ZM39 50V51H40ZM47 50H45V52H47ZM105 50V52H103ZM17 51V50H16ZM44 50L42 49V52H43ZM50 52H51V50H49ZM48 51V52H49ZM55 51V50H54ZM36 52V51H35ZM38 52V51H37ZM36 52V53H37ZM44 52V53H45ZM48 52H47V54H48ZM11 53V52H10ZM25 53V54H24ZM35 53V54H36ZM65 53V52H64ZM23 55V57H21L22 55ZM34 54V55H35ZM72 54H74L73 56H74V58L72 59ZM103 54V55H102ZM15 55V54H14ZM29 55V56H30ZM34 55H32V56H34ZM42 55H45V54H42ZM261 54H258V61L259 62H262L263 60H262V56H260ZM6 56V57H5ZM36 56V55H35ZM46 56V55H45ZM70 56V57H69ZM86 56V55H85ZM217 57H218V55H216ZM61 57V58H60ZM220 57V56H219ZM225 57V56H224ZM4 58H2V59H0L2 62H0V65H3L2 67H4V63H3V61L5 60ZM21 58H23L24 60L23 61H21ZM50 58V59H49ZM67 58V59H66ZM69 58H70V60L72 59V61H69ZM85 58V59H84ZM220 58H222V57H220ZM219 58V59H220ZM52 59H54V58H52ZM57 59V58H56ZM65 59V60H64ZM217 60H218V58H216ZM225 59V58H224ZM7 60H9V59H7ZM9 60V62H11ZM41 60V59H40ZM55 60V59H54ZM58 60V59H57ZM57 60H55V61H57ZM82 60V59H81ZM26 61H28V62H26ZM41 61H43V60H41ZM51 61H53V60H51ZM221 61V60H220ZM13 62V61H12ZM44 62V63H45ZM67 62H69L68 64H67ZM224 62V61H223ZM3 63V64H2ZM19 64V63H18ZM24 64L22 65V66H24ZM46 64V63H45ZM9 65H11V64H9ZM30 65L32 66V67H30ZM33 65H35V67L33 66ZM44 65V64H43ZM49 65V64H48ZM49 65V66H50ZM62 65V66H61ZM85 65V66H84ZM262 65V64H261ZM12 67H13V64L11 65ZM18 66H21V65H18ZM22 66H21V68H22ZM77 66V67H76ZM1 67V68H2ZM11 67V68H12ZM28 67H30V68H28ZM62 69H61V68ZM0 68V69H1ZM10 68V67H9ZM8 68V70H10ZM20 67H18V68H16L15 69V71H17L18 69H19ZM20 68V69H21ZM39 68V69H38ZM50 68V69H49ZM3 69V68H2ZM19 69V70H20ZM23 69V68H22ZM21 69V71L24 73V69L22 70ZM33 69V71H35ZM37 69H38V71H37ZM47 69H49V71H46ZM60 69H61V75H60V77H58L59 76V74H60ZM67 69V70H66ZM7 70V71H8ZM64 70V71H63ZM185 70L187 71V74L185 73ZM5 71V73H7L8 74V72H11V73H14V71ZM21 71H19V73L21 72ZM29 71V72H28ZM0 72H1V70H0ZM40 72H42L41 74H39ZM47 72V74H45ZM203 72H205V73H203ZM2 73V72H1ZM0 73V74H1ZM4 73V74H5ZM18 73V74H19ZM22 73V74H23ZM222 73V72H221ZM6 74V75H7ZM15 74V73H14ZM17 74V75H18ZM21 74V73H20ZM26 74H24V76H22L23 78H27L25 75ZM31 75H32V73H30ZM74 74V75H73ZM137 74H158L160 77H162V79H163V81H164V85H163V87H161V88H158V87H155V86H148L146 89H144V90H136L133 86H132V78L135 76V75H137ZM8 75H11L10 73L8 74ZM7 75V76H8ZM16 75V76H17ZM30 75V76H31ZM34 75V74H33ZM32 75V76H33ZM54 75V74H53ZM55 75H56V73H55ZM71 75V76H70ZM4 76V81L3 82H6V80H5V78L7 79V78H11V81L10 80H8L7 79V82L8 81H10V82H8V83H13L12 85L13 86H15V87H13L15 90H17V88H19V87H17L16 88V86L18 85L17 83H16V79L15 80H13L14 79V77H15V75H14V77L11 75L10 77H5V75H3ZM31 76V77H32ZM79 78H77V77ZM223 76V75H222ZM51 77H53L52 79H51ZM63 77V76H62ZM72 77V78H71ZM74 77L76 78V79H74ZM1 78L3 79V77L1 76ZM16 78V77H15ZM21 78V77H20ZM23 78H22V80H23ZM30 78V77H29ZM29 78H27V81L29 80ZM51 79V80H49V82H50V84H49V82L47 81L48 79ZM55 78H59L60 79V81H62V79H63V81H62V84L59 82V79H58V81H57V79L55 80ZM18 79H19V75H18ZM17 79V80H18ZM223 79V78H222ZM21 79H19V81H20V83H19V85H20V87H22V88H26V90L28 91V87H31V85H30V83H28V87L25 85V83L23 84L21 81H22ZM37 80V81H36ZM46 80V81H45ZM52 80H55L54 82H55V84H52ZM64 80H66V82L64 81ZM69 80H68V82H69ZM79 80V81H78ZM2 81V80H1ZM0 81V82H1ZM13 81V82H12ZM15 81V82H14ZM30 81V80H29ZM24 82V81H23ZM26 82V81H25ZM30 82H32V81H30ZM34 82H32V83H34ZM46 82H48V88H47V83ZM53 82V83H54ZM56 82H59V83H56ZM73 82V83H72ZM100 82H104V86L103 87H100V89H99V83ZM41 83V84H40ZM5 84H7V83H5ZM15 84V85H14ZM17 84V85H16ZM35 84H32V89L30 88L29 90H31V92H32V90H33V93H34V91H36V90H34V88H35ZM52 84V86H57V84H60V87L58 86V88H56V86L55 87H52V86H50ZM78 84H79V87H78ZM218 84H219V82H218ZM2 86L1 87H3V85H4V83H2L1 84ZM18 85V86H19ZM25 85V86H24ZM33 86H34V88H33ZM49 86H50V88H49ZM67 86H71L72 87V85H70L69 83H67ZM83 87V89L81 88V87ZM210 86H208V87H210ZM7 87H8V84L6 85V87L4 86L3 88L4 89H6L7 90ZM39 87V88H40ZM66 87V86H65ZM65 87H64V89H65ZM36 88H38V86L36 85ZM35 88V89H36ZM39 89V91L38 92H40V90L42 91L43 89ZM80 89L81 88V90H80V92L83 90L84 92L82 93L83 94V96H81V95H79V91L77 90L76 92L75 91H72V90H76V89ZM11 90V89H10ZM13 90V89H12ZM241 90V89H240ZM14 91V90H13ZM66 91H69L70 93H68V92H66ZM10 92V91H9ZM44 92H46V90L44 91ZM48 92H46L45 93V95L46 94H48L47 96H49V95H51L50 93H48ZM63 92H64V94H65V92L66 93H68V94H66V95H63ZM72 92H74V94H75V96L77 95L76 93L78 92V97H81V98H79V100H81L82 98H83V101L85 100V95H84V93L88 96V97H90L91 98V100H93V101H90L91 102V105H90V102H88L89 104V107L87 106V103L85 102V104L84 103H82L83 101H78L77 99H74V95L72 94ZM180 92V93H179ZM242 92V91H241ZM2 93H4L3 95V97H5V96H9L8 98L10 99L11 97V95L13 94L12 93V91H11V95H9L8 93L5 95V91L3 92V90H2ZM14 93H16L15 91H14ZM42 93H43V91H42ZM58 93H59V96L57 97V95H58ZM194 93V92H193ZM196 93V92H195ZM27 94V93H26ZM63 96H62V95ZM73 96H72V95ZM241 94H243V93H241ZM34 95V94H33ZM33 95H32V97H33ZM12 96H14V95H12ZM167 96V97H166ZM173 96H174V98H173ZM223 96V95H222ZM18 96H16V98H17ZM45 97V96H44ZM43 95H42V98L41 97H38V98H36V99H38L37 100V102H39V98H41V100H43ZM50 98V97H49ZM48 97H46V99H49ZM50 98V99H51ZM75 98H77V97H75ZM225 98V97H224ZM3 100H5V98H2ZM45 99V98H44ZM45 99V100H46ZM57 99H53V101L55 102ZM62 99V98H61ZM60 99V100H61ZM62 99V100H63ZM11 100V99H10ZM10 100H8V101H10ZM41 100H40V102L39 103H41ZM59 100V101H60ZM7 99H6V102L4 103V104H7ZM47 101V100H46ZM50 101H52V100H50ZM59 101H57L55 104H53V102H51V104H49L51 107H52V109H53V105H57L58 104V102ZM69 101V100H68ZM86 101H87V99H86ZM172 101V102H171ZM176 101V100H175ZM178 101V100H177ZM2 102V101H1ZM4 102V101H3ZM3 102L1 103L2 105L0 106L1 107V112L3 111V109H2V106L4 105L3 104ZM18 102V101H17ZM36 102V103H37ZM44 101H42V103H41V105L40 106H42L43 104H45V106L46 107H48L47 106V104L44 102ZM70 102V101H69ZM92 102H93V104H92ZM167 102H168V104H167ZM39 103H37V105L36 106H39L38 104ZM48 103H49V101H48ZM63 102H61V104H62ZM82 103V104H81ZM118 103H120L121 105H123V106H127V105H133V109H134V107H136L137 108V111H138V113L137 114H135L134 112H135V110L133 111V113L131 114V115H126V110H123V108L121 107L120 108V106L121 105H119V108H120V111H119V108H117L118 109V111L116 112V114H114L113 113V117H114V115H116V117H114V119H113V117H112V119H111V114H112V111L113 112H115L116 110V106L118 105ZM9 104V103H8ZM12 104L13 105H16V104H14L13 102H12ZM70 104H71V102H70ZM84 104V105H83ZM22 105H24V104H22ZM34 105V107H36ZM67 105V104H66ZM80 105V106H79ZM82 105V106H81ZM5 107H6V105H4ZM3 106V107H4ZM21 106V105H20ZM19 106V108L17 109V108H15L16 110V112H17V114H16V116L18 117H15L12 121H11V124H9V123H6L7 124V126L8 127H6L7 129L9 128V129H11V127L12 128H15L14 126L16 125V121L19 119V118H23V117H25V116H27V115H29V116H32V115H34V112H35V109H37V111H36V115H39L38 114V107H36V108H33V106H32V109L30 108V110H32L31 112L33 113H31L29 110H24V112H20V111H22V109L23 108H21V107H23V106H21L20 107ZM39 106V107H40ZM49 106V108H51ZM62 106V105H61ZM74 106H75V108H74ZM43 107H44V105H43ZM46 107H44V109L46 110ZM88 107V108H87ZM42 108V107H41ZM41 108H39V110H40V112L41 111H43ZM59 108V107H58ZM61 108V107H60ZM59 108V109H60ZM135 108V109H136ZM167 108V109H166ZM20 109V110H19ZM62 109V108H61ZM60 109V110H61ZM5 110V109H4ZM47 110H48V108H47ZM106 110H107V112H106ZM141 110H143V111H147V112H150V111H155V116H157L158 118V125L159 126H157L156 125V121L154 122V120H157V119H155L156 117L155 116H153V117H155V118H152V117H150V119H148L147 117H144V115H145V113H144V115L142 114V111ZM161 110V111H162ZM34 111V112H33ZM59 111V110H58ZM57 111V112H58ZM123 111V112H122ZM168 111V110H167ZM4 112V111H3ZM39 112V113H40ZM94 112V113H95ZM125 112V113H124ZM29 113H31V114H29ZM47 112L46 111H43V115H41V118H42V116H43V119H45L44 117H45V115L44 114H46ZM48 113H50L49 111H48ZM52 113V112H51ZM50 113V114H51ZM93 113V114H94ZM95 113V114H96ZM117 113H120V114H118L117 115ZM159 113V114H158ZM167 113V112H166ZM183 113V112H182ZM40 114H42V112L40 113ZM53 114V113H52ZM78 114H79V112H78ZM78 114L76 115V116H78ZM86 114V115H85ZM129 114V113H128ZM147 114V113H146ZM173 114H174V112H173ZM15 115V114H14ZM36 115L34 116V117H36ZM47 115V114H46ZM68 115V116H67ZM88 115V116H87ZM55 116H56V113H55ZM94 116H96V115H94ZM117 116H118V118H117ZM171 116V115H170ZM181 116H182V114H181ZM180 116V117H181ZM188 116V115H187ZM57 117V116H56ZM66 117H68V118H66ZM72 117V118H71ZM85 117V118H84ZM164 117V118H163ZM178 117V116H177ZM195 117V116H194ZM193 117V118H194ZM33 118V117H32ZM49 118V117H48ZM51 118V117H50ZM116 118V119H115ZM160 118L162 119V121H159L160 120ZM192 118V117H191ZM39 119H40V117H39ZM39 119H36V120H38L39 121ZM84 119V120H83ZM154 119V120H153ZM171 119V118H170ZM176 119V118H175ZM4 120H5V118H4ZM29 120V119H28ZM32 120V119H31ZM30 120V121H31ZM36 120H35V122H36ZM57 120V119H56ZM81 120L83 121V122H81ZM88 120V119H87ZM150 120H153V122L152 121H150ZM6 121V120H5ZM10 121V120H9ZM42 121V120H41ZM44 121V120H43ZM52 121V120H51ZM58 121H57V123H58ZM65 121H66V126L65 127H63L64 125H63V122L65 123ZM137 123H136V122ZM178 121V120H177ZM182 121V120H181ZM8 122V121H7ZM13 122V123H12ZM29 122V121H28ZM35 122H34V124H35ZM56 122V121H55ZM55 122L53 121L52 122V125L54 126V124H55ZM161 122V123H160ZM174 122V121H173ZM183 122V121H182ZM191 122V121H190ZM24 123V122H23ZM22 123V124H23ZM43 123H45V122H43ZM43 123L39 126L40 127V129H39V131L37 130V128L35 129V131L36 132H38V134L39 135H41L42 133V131H41V129H43V128H41V126L43 125ZM47 123H48V121H47ZM51 123V122H50ZM61 123H62V125L63 126H61ZM90 123V122H89ZM175 123V122H174ZM9 124V125H8ZM25 124V123H24ZM33 124V125H34ZM70 124V126L68 127V125ZM160 124H162V126H164V128H162L163 130L165 129V132H164V135L162 134V136L160 135L161 133H163V131H160V128L162 127ZM30 125V124H29ZM33 125H32V127H33ZM57 125V124H56ZM181 125H183L182 123H181ZM4 126V125H3ZM6 126V125H5ZM18 126H21V124L19 125L18 124ZM24 126H26V125H24ZM46 126V124H44V127ZM161 126V127H160ZM178 126H180V125H178ZM177 126V127H178ZM31 127V126H30ZM50 127V126H49ZM63 127V128H62ZM158 127H160L159 129H158ZM176 127V128H177ZM183 127H185V126H183ZM183 127H182V129H183ZM5 128V129H6ZM16 128H18V127H16ZM22 128V127H21ZM20 128V129H21ZM51 128V127H50ZM82 128V127H81ZM107 128H110V129H108V131H107ZM179 128V127H178ZM178 128H177V130H178ZM31 129V128H30ZM46 129V128H45ZM70 129V130H71ZM78 129H80V128H78ZM179 129H181V126H180V128ZM181 129V130H182ZM50 130V129H49ZM110 130V131H109ZM4 131V130H3ZM6 131V130H5ZM11 131H13V130H11ZM10 130H8V133L9 132H11ZM83 131V130H82ZM82 131H81V133H82ZM157 131H159L160 132V138L161 139H158L159 138V135H158V137H157V134L159 133V132H157ZM179 131V130H178ZM36 132H35V134H28V135H31V136H33L32 138H27V139H30V140H28V142H27V139L24 137V139H26V141L24 140V145H26L27 143H29V141L31 142L32 140H34V139H36V141H37V138L38 139H40L38 136L39 135H37L36 134ZM41 134H40V133ZM62 132V136L64 135V133ZM77 132V131H76ZM8 133L6 134V132H5V134L6 135H8ZM32 133H34V131L32 132ZM43 133H44V131H43ZM50 132L48 131L47 132V134L45 135V137L47 138H49L50 137V135H51V133L49 134ZM70 133H71V131H70ZM157 133V134H156ZM25 134V133H24ZM77 134V133H76ZM88 134H89V132H88ZM1 135H2V133H1ZM37 135V136H36ZM87 135V134H86ZM90 135V134H89ZM10 136V135H9ZM23 136V135H22ZM21 136V137H22ZM53 136V135H52ZM54 136H56V138L54 139V137H50L49 138V140H48V138L47 139H45V137L43 138V141H51V139L52 140H56V141H58L57 140V138H58V136L57 135H54ZM4 137V136H3ZM35 137V138H34ZM61 136H59V139H61V140H63L62 138H60ZM97 137H95V138H97ZM166 137V136H165ZM1 138V137H0ZM7 138V137H6ZM34 138V139H33ZM94 138V137H93ZM173 138V137H172ZM8 139V138H7ZM108 139H110L109 141H108ZM2 140V139H1ZM0 140V141H1ZM93 140V139H92ZM160 140V141H159ZM172 140V139H171ZM18 142L20 145H21V148L23 147V148H25L24 147V145L21 143V142H19V141H23V138H22V140L20 139H18V140H15V142ZM36 141L34 142V143H36ZM38 141H42V139L41 140H38ZM47 141V142H48ZM56 141H51V143L53 142H55V144H57L58 145V143L59 144H61V146L63 145V141H59V142H57L56 143ZM97 141V140H96ZM96 141H95V145H97V144H100L99 142L96 144ZM106 141V142H105ZM111 141V142H110ZM164 142V144L163 143H161V142ZM12 142V141H11ZM16 142V143H17ZM47 142H45V144L47 143ZM109 142V143H108ZM114 143L115 144V142H118V143H120L119 145H117V146H115V148L117 149L116 151L117 152H114V150L113 151H110V150H108V149H111L110 147H111V143ZM159 142H160V144H162V145H160L159 144ZM10 143V142H9ZM9 143H8V145H9ZM15 143V144H16ZM17 143V144H18ZM51 143H49V144H51ZM52 143V144H53ZM110 144V147L109 146H107L108 144ZM33 143H31V145H32ZM40 144H42V146L40 145L39 146V144L37 143V145H34V147L36 148V147H39L38 149L36 148H34V149H32V150H30V151H34V150H38L39 151V149H40V151L41 150H43V149H41L42 147H44V142H40ZM48 144V143H47ZM46 144V145H47ZM51 144V145H52ZM54 144V145H55ZM172 143H170V145H171ZM20 145H18V147H20ZM23 145V146H22ZM27 145H30V144H27ZM53 145V146H54ZM165 145H167V146H165ZM173 145V144H172ZM53 146H50L51 148L50 149H52V150H54L55 151V149L57 148V150H59V152H60V150L62 149V148H60L59 149V147H60V145H58L56 148L55 147H53ZM112 146H113V144H112ZM119 146V147H118ZM142 146V147H141ZM144 146V147H143ZM158 146H162V147H164V151L162 150V148L161 147H159V149L161 150V151H163V152H165V151H168V152H165V153H168L166 156L168 157V158H165L164 156V153H162L161 151H159L158 152V149H157V147ZM1 147H3V146H1ZM14 147V146H13ZM15 147H17L16 145H15ZM30 147V146H29ZM28 146H26V149L27 148H29ZM41 147V148H40ZM48 147V149L46 148V146H45V149H47V150H50L49 149V145L47 146ZM62 147H64V146H62ZM95 147H97V146H95ZM106 147L108 148V149H106ZM167 149H166V148ZM8 148V147H7ZM31 148H33V146L31 147ZM65 148V147H64ZM63 148V149H64ZM114 148V147H113ZM112 148V149H113ZM12 149V148H11ZM18 149V148H17ZM44 149V150H45ZM99 148H95V150H98ZM111 149V150H112ZM166 149V150H165ZM3 150V149H2ZM13 150V149H12ZM28 150V149H27ZM52 150L51 151H49V153L50 152H52ZM57 150L55 151V152H57ZM101 150V149H100ZM100 150H99V152H100ZM107 150V151H106ZM37 151V153H38V155L40 154V152H38ZM52 152L53 153V155H54V153L55 152ZM102 151V150H101ZM109 151L111 152L110 154H112V155H110L109 154ZM10 152V154L12 153L11 151H9ZM98 152V151H97ZM162 154H161V153ZM174 152V151H173ZM173 152H171V159H172V153ZM8 153V152H7ZM42 153V152H41ZM46 153H47V155L49 154L48 152H43L42 154H40L41 156H43L42 158V160H44V159H46V160H44V161H42V163H41V159L39 160H37L36 158H40V155H39V157H37V156H35V157H32V159H36V160H34V161H37V162H40V163H38L41 167H42V169H44V171L43 172H41L40 171V174H43V173H45V175L43 174V176H45L44 177V179H43V181L45 180V179H48L52 174L54 175V173H53V169H54V167H55V165L54 164H52V162L53 163H55L56 162V160L55 159H57L56 158V155L55 156H53V157H51L50 158V155L52 154H49L48 156L46 155ZM101 153V152H100ZM161 154L160 156H159V154ZM3 154H4V152H3ZM13 154V153H12ZM113 154H114V156H113ZM1 153H0V166H3L2 165V159H1ZM22 155V153H20V156ZM33 155H35V153L33 152ZM32 155V156H33ZM47 157H46V156ZM125 155V156H124ZM11 156L12 155H10V158H11ZM52 156V155H51ZM159 156V157H158ZM6 157V156H5ZM30 157V156H29ZM45 157V158H44ZM136 157V158H135ZM165 158L164 160H162V158ZM9 158V159H10ZM19 158V157H18ZM18 158H17V160H18ZM51 161H49L48 159ZM104 158H106V157H104ZM114 158V159H115ZM131 158V157H130ZM158 158L159 159H161L160 161H164V162H160L161 163V167H160V164H159V160H158ZM12 159V158H11ZM113 159V160H114ZM8 160V159H7ZM48 160V161H47ZM106 160V159H105ZM4 161V160H3ZM20 161H21V159H20ZM23 161V160H22ZM21 161V162H22ZM45 161H47V162H45ZM109 161V162H110ZM116 161V160H115ZM133 162H134V160H132ZM172 161V160H171ZM7 162H10V161H7ZM6 162V163H7ZM33 162V161H32ZM45 164H44V163ZM136 162V161H135ZM138 162V161H137ZM157 162H158V164H157ZM169 162V161H168ZM20 163V162H19ZM18 163V164H19ZM114 163V162H113ZM116 163V162H115ZM114 163V164H115ZM142 163V164H141ZM171 163V162H170ZM8 164V163H7ZM6 164V165H7ZM10 164V163H9ZM12 164V163H11ZM38 164H36L38 167H40ZM43 164V165H42ZM119 164V163H118ZM123 164V163H122ZM121 164V165H122ZM158 166H157V165ZM168 164V166H171L172 164H174V163H171V165H169V163H167ZM167 164H166V166H167ZM13 165V164H12ZM11 165V166H12ZM35 165V166H36ZM120 165V166H121ZM157 167H156V166ZM11 166H7V168L6 169H8L9 167L11 168ZM123 166V165H122ZM121 166V167H122ZM132 166V165H131ZM37 167V168H38ZM117 167V166H116ZM158 167L159 168H161L162 170H160L159 172H158ZM18 168V167H17ZM114 168V167H113ZM112 168V169H113ZM118 168V167H117ZM120 168V167H119ZM137 168V167H136ZM41 168H39V170H42ZM156 169V170H155ZM167 168H165V170H166ZM19 170V169H18ZM46 170V171H45ZM55 170V169H54ZM58 170V169H57ZM56 170V171H57ZM113 170H115L116 171V169L114 168ZM133 170V169H132ZM143 170H144V172H143ZM148 170V171H147ZM165 170H164V172H165ZM170 170H171V168H170ZM174 170V169H173ZM20 171V170H19ZM59 171V170H58ZM58 171L56 172V173H58ZM109 171V170H108ZM114 171V172H115ZM123 171V170H122ZM155 171H157V172H155ZM162 171V172H161ZM21 172V171H20ZM117 172V171H116ZM120 172V171H119ZM163 172V173H164ZM19 173V172H18ZM17 173V174H18ZM155 173H156V175H155ZM162 173V174H163ZM170 173V172H169ZM173 173V172H172ZM14 174L15 175H17L15 172L12 174L13 176H14ZM39 174V173H38ZM115 175H116V177H120L119 176V173H118V175H117V173H114ZM10 176V177H13V176ZM58 175V174H57ZM114 175V176H115ZM121 175V174H120ZM143 175V174H142ZM154 175V176H153ZM156 176V178H159V177H161L159 180L158 179H155L156 180V182L155 183H157V180H158V184H160L161 183V180H162V182H163V180H164V178L162 179V176L163 175H159V176ZM41 176V175H40ZM54 176H56V175H54ZM123 176V175H122ZM122 176H121V178H122ZM127 176V175H126ZM8 177V176H7ZM6 177V178H7ZM15 178L17 177V176H14ZM13 177V179L12 178H10L11 180H13L14 181V178ZM42 177V176H41ZM57 177V176H56ZM94 177V176H93ZM132 177V176H131ZM18 178V177H17ZM37 178V177H36ZM36 178H35V181L38 183V178H37V180H36ZM119 179V178H118ZM118 179H117V181H115V182H118ZM18 180V179H17ZM135 180V179H134ZM154 180V179H153ZM16 181V180H15ZM34 180H32V182L33 183H35L34 185L36 186V188H38V187H40L39 185L41 184V181H42V178H41V181H40V178H39V185L37 184L36 185V182H35ZM126 181V180H125ZM136 182H137V184H135V183H132V184H135L134 186H135V188L137 189L136 191H138L139 189H138V187H140V186H138V184L140 185V183L138 182L139 181V178H137L136 180H135ZM18 182V181H17ZM16 182V183H17ZM22 182V181H21ZM111 183L112 185H110V188L111 189H109V186H108V188H107V190L109 189V191H111V193L109 194L110 195V197H108V196H106L105 195V197L103 196V201L105 202L104 204H105V214L104 215H101V218H103L104 216H107L109 213H110V210H108L109 208H113L114 206H116V205H119V204H121L120 202L123 200L122 198H120V194H118V193H120V192H118V187H117V183ZM123 182V181H122ZM33 183H32V185H33ZM120 183H121V181H120ZM154 183V182H153ZM186 183V182H185ZM15 184V183H14ZM22 184V183H21ZM158 184L156 185V186H158ZM163 184V183H162ZM162 184L161 185H159L161 188H162ZM176 184V183H175ZM174 184V185H175ZM19 185V184H18ZM121 186V185H120ZM133 186V187H134ZM155 186V187H156ZM176 186V185H175ZM17 187V186H16ZM130 187V186H129ZM18 188H20V187H18ZM41 188V187H40ZM128 188V187H127ZM161 188H158V189H161ZM198 188V187H197ZM141 189V188H140ZM167 189V188H166ZM174 189V188H173ZM128 190V189H127ZM133 190H134V188H133ZM34 191V190H33ZM32 191V192H33ZM38 191V190H37ZM36 191V192H37ZM129 191V190H128ZM136 191H134L135 193H139V192H136ZM159 191V190H158ZM158 191H157V193H158ZM171 191V190H170ZM7 192V191H6ZM133 192V193H134ZM201 192V191H200ZM34 193V192H33ZM32 193V194H33ZM130 193H131V191H130ZM134 193V194H135ZM141 193V192H140ZM162 193V192H161ZM169 192L168 191H166V195L165 196H163V198H165V197H167V201H169V199H168V197H170L172 194L171 193H169L170 194V196H168L169 194H168ZM24 194V193H23ZM32 194H30V195H32ZM38 194V193H37ZM27 195V196H26ZM24 197L22 196V204L20 205V208H19V214H15L14 212H12L11 210H9V209H7V208H5V207H3V206H0V210L2 211V215H0L1 217H0V264H39V261H38V259H37V256H40V255H42V256H45L44 255V253H46L47 254V252L46 251H48V250H50V249H53V248H56L57 247V245H58V243H57V241H58V239H59V237L61 236L60 235V233H61V231H62V229H61V227H60V225L59 226H55L54 224H53V221H52V219H48L47 220V218H49V217H51L52 218V216H51V213H49L50 214V216L48 217L47 216V218H46V221L44 222H41V221H37V219L39 218H37V216H36V213H37V211H36V213L34 212V211H32L33 210V206H32V202H31V197L32 196H30L28 193L26 194ZM28 195H29V197H28ZM103 195V194H102ZM198 195V194H197ZM196 195V196H197ZM101 196V195H100ZM139 196H141V195H139ZM175 196V195H174ZM34 197V196H33ZM33 197H32V199H33ZM35 197L37 198V196L35 195ZM34 197V199H36ZM136 197V196H135ZM134 197V198H135ZM173 197V196H172ZM178 197V196H177ZM175 198H176V196H175ZM199 198V197H198ZM207 198V196H205V199ZM33 199V200H34ZM114 199V200H113ZM138 199H139V197H138ZM172 199L173 198H171L170 199V201H172ZM175 200V199H174ZM173 200V201H174ZM35 201V200H34ZM37 201V200H36ZM166 201V202H167ZM102 202V201H101ZM5 203V202H4ZM3 203V204H4ZM168 203L169 202H167L166 204V207H168L169 205H168ZM171 204V203H170ZM208 204V203H207ZM211 204V203H210ZM40 205H41V203H40ZM103 205V204H102ZM212 205V204H211ZM125 206H126V204H125ZM209 206V205H208ZM40 207V206H39ZM103 207V206H102ZM123 207V209H124V206H122ZM121 207V208H122ZM133 207V206H132ZM107 208V209H106ZM210 208V207H209ZM211 208H213L212 206H211ZM210 208V209H211ZM11 209V208H10ZM125 209H126V207H125ZM214 209V208H213ZM108 210V211H107ZM166 210H167V208H166ZM11 211V212H10ZM127 211H128V209H127ZM127 211H123V210H121V211H117V213L115 212V214L113 213V215H115V217L114 216H112V213H110V220H112V221H110V223H108V221H107V225H106V227L105 228H108V232L107 233H112V231H113V233H115V235H113V236H115L114 238H112L111 237V235H110V237L112 238V241H113V239H115V238H118L119 237V235H120V233L122 232V231H119L120 229H118V231H116V228H114L113 229V227H116V225H118L117 224V222L119 223V221L121 220V221H124L125 219H127V218H130V217H128L127 216ZM209 211H213V210H209ZM32 212H34V213H32ZM107 212H109V213H107ZM130 212H131V209H130ZM211 212H210V214H211ZM214 212V211H213ZM212 212V213H213ZM129 213V212H128ZM132 213V212H131ZM145 213V212H144ZM143 213V214H144ZM54 214V213H53ZM31 215H34V220L33 219H31L30 220V222L28 221L29 219H28V217H31ZM129 215V214H128ZM133 215V214H132ZM25 217V219H24V217ZM103 216V217H102ZM150 216V215H149ZM174 216V215H173ZM211 216H214V215H211ZM211 216H210V218H211ZM33 217V216H32ZM54 217V216H53ZM113 217V218H112ZM127 217V218H126ZM141 217H144L145 218V215L143 216H141ZM148 217V216H147ZM24 220H23V219ZM100 218V217H99ZM107 218V217H106ZM132 218V217H131ZM158 219L157 220H159V217H157ZM161 218V220H162V217H160ZM165 218V217H164ZM173 218H175V217H173ZM209 218V217H208ZM207 218V219H208ZM214 218V217H213ZM28 219V220H27ZM104 219V218H103ZM136 219V218H135ZM43 220H45V219H43ZM105 221H106V219H104ZM103 220V221H104ZM119 220V221H118ZM134 220V219H133ZM146 219H144L143 221H145ZM209 220H211V222H212V219H209ZM208 221V220H207ZM127 222H129V219H128V221ZM130 222H131V219H130ZM141 222V221H140ZM159 222H162V221H158V226H160L161 224L159 223ZM56 223V222H55ZM137 223H139L138 221H137ZM193 223V222H192ZM113 224V225H112ZM199 224V223H198ZM209 224H211V223H209ZM78 225V224H77ZM115 225V226H114ZM131 225V224H130ZM129 225V226H130ZM142 225V227H143V224L141 223V224H136V226H141ZM145 225V224H144ZM104 226V225H103ZM162 226H163V224H162ZM199 226V225H198ZM99 227H101V226H99ZM126 227H124V229H125ZM130 228V227H129ZM133 228V227H132ZM134 228H138V227H134ZM164 228H166V227H164ZM188 228V227H187ZM80 229V228H79ZM79 229L77 230V231H79ZM82 229V228H81ZM111 229H113V230H111ZM12 230H14V233H12ZM91 229H89V231H90ZM93 230V229H92ZM103 230H104V228L102 229V227H101V230H98V232L99 231H102L103 232ZM106 230V229H105ZM135 230V229H134ZM139 230V228L136 230V231H138ZM142 230V229H141ZM173 230V229H172ZM202 230V229H201ZM84 231V230H83ZM82 231V232H83ZM88 231V232H89ZM125 230H123V232H124ZM126 231H127V229H126ZM144 231V230H143ZM162 231H164V229H162ZM161 231V232H162ZM64 232V231H63ZM80 232V231H79ZM92 233L93 235H90L89 234V236L91 237V238H89L88 239V241H86V240H83V242H81V244H79V245H81L80 246V248L78 249V250H75V252H74V259H75V263L76 264H82V261H83V259L84 258H82L81 259V257L82 256H84V254L87 252H83V251H81L82 250V248H84L85 246H89V247H92L93 248V251H94V253L91 255V256H93V258L91 259V261H90V258L88 259L89 261H90V263H88V264H122L123 262L125 263L126 261V250H127V245L129 244L128 243V240H129V237H128V239L127 240H125V243H123V246H124V244L126 245V241H127V245L125 246V247H118L117 246V244H119L120 245V243H117L116 242V244H114V245H112V242H108V243H110V244H108L106 241H107V239H104V241L101 239V238H99V237H97V238H95V236L97 235V234H99V233ZM105 232V231H104ZM128 233L127 234H129V231H127ZM192 233H193V231H191ZM162 233H164L165 234V232H162ZM191 233V234H192ZM84 234V233H83ZM125 234V232L122 234V236ZM132 234L134 235V232L132 231ZM194 234H195V232H194ZM72 235V234H71ZM76 235V234H75ZM78 235H79V233H78ZM81 235H82V233H81ZM103 235V234H102ZM108 235V234H107ZM136 235V234H135ZM186 235H188V234H186ZM84 236V235H83ZM129 236V235H128ZM132 236V235H131ZM175 236H177L176 235V233H175ZM189 236V235H188ZM74 237H76V236H74ZM191 237V236H190ZM77 238H79V236L77 237ZM82 238V237H81ZM109 238V237H108ZM124 239H126V236L124 235V237H123ZM123 238L121 237L120 239H122L123 240ZM159 238H161V237H159ZM178 238V237H177ZM196 238V237H195ZM195 238L193 239V240H195ZM101 239V240H100ZM132 238H130V240H131ZM79 240H81V239H79ZM78 240V241H79ZM106 240V241H105ZM122 240H120V242H124V241H122ZM86 241V242H85ZM181 241V240H180ZM179 241V242H180ZM76 242V241H75ZM130 242V241H129ZM160 242V241H159ZM188 242H189V244L188 245H190V241H189V239H188ZM77 243V242H76ZM57 244V245H56ZM181 244V243H180ZM78 245V244H77ZM137 245V244H136ZM141 245V244H140ZM158 245V244H157ZM161 245V244H160ZM159 245V246H160ZM192 245V244H191ZM56 246V247H55ZM118 248H117V247ZM163 245H161V247H162ZM75 247V246H74ZM77 247V246H76ZM99 247H101L100 249V251L98 250L99 249ZM180 247H181V245H180ZM190 247V246H189ZM47 248H49L48 250H47ZM59 248V247H58ZM136 248V247H135ZM190 248H192V247H190ZM87 249V248H86ZM88 249H90V248H88ZM161 249V248H160ZM183 249V248H182ZM188 249V248H187ZM222 249V248H221ZM46 250V251H45ZM55 251H57L56 249H54ZM74 250V249H73ZM98 250V251H97ZM58 251H59V249H58ZM159 251V250H158ZM175 251V250H174ZM189 251H190V249H189ZM69 252V251H68ZM136 252V251H135ZM185 252V251H184ZM51 253V252H50ZM50 253H49V256H50ZM56 252H54V254H55ZM142 253V252H141ZM187 253H188V250H187ZM218 253H220V252H218ZM52 254H53V252H52ZM72 254V253H71ZM91 254V253H90ZM89 254V255H90ZM133 254V253H132ZM136 254V253H135ZM174 254V253H173ZM225 254V253H224ZM48 255V254H47ZM58 255V254H57ZM131 255V254H130ZM143 255V254H142ZM220 255V254H219ZM41 256V257H42ZM72 256V255H71ZM78 256V257H77ZM135 257H136V255H134ZM53 257V256H52ZM56 257V256H55ZM54 257V258H55ZM59 257V256H58ZM46 258H47V256H46ZM71 258V257H70ZM131 258V257H130ZM180 258V257H179ZM51 259H53V258H51ZM59 259V258H58ZM146 259V258H145ZM144 259V260H145ZM170 258H168V260H169ZM175 259H176V257H175ZM223 259V258H222ZM215 260V259H214ZM46 261V260H45ZM53 261H54V259H53ZM53 261H48V262H46V263H44V264H56L55 262H53ZM142 261V260H141ZM173 260H171V262H172ZM175 261V260H174ZM57 262V261H56ZM64 262V261H63ZM183 262V261H182ZM206 262H207V260H206ZM214 262V261H213ZM216 262H218V261H216ZM139 264H140V262H138ZM203 263V262H202ZM211 263V262H210ZM220 263V262H219ZM224 263V262H223ZM234 263V262H233ZM58 264V263H57ZM63 264V263H62ZM69 264V263H68ZM137 264V263H136ZM179 264V263H178ZM182 264V263H181Z\"/></svg>",
    "mask_w": 264,
    "mask_h": 264
},
{
    "label": "built area",
    "instance_id": "built-area-1",
    "mask_svg": "<svg viewBox=\"0 0 264 264\" xmlns=\"http://www.w3.org/2000/svg\"><path fill=\"white\" fill-rule=\"evenodd\" d=\"M148 5V15L151 19L159 20L165 13L166 0H145ZM186 18L185 13L182 11H176L171 17L167 18L166 25L170 29H175ZM145 30L140 26H132L129 31V46L131 51L139 52L142 50L145 43ZM228 37H232L229 34ZM187 74V71L185 70ZM132 86L136 90H144L148 86H155L158 88L163 87L164 81L158 74H137L132 78Z\"/></svg>",
    "mask_w": 264,
    "mask_h": 264
}]
</instances>
